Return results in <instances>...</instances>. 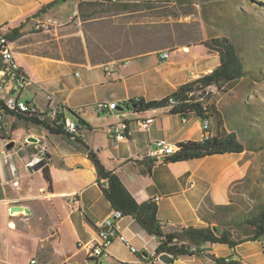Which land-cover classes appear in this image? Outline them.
Returning a JSON list of instances; mask_svg holds the SVG:
<instances>
[{"label":"crops","instance_id":"crops-1","mask_svg":"<svg viewBox=\"0 0 264 264\" xmlns=\"http://www.w3.org/2000/svg\"><path fill=\"white\" fill-rule=\"evenodd\" d=\"M53 1L21 0V5L14 7L0 0V32L6 33L9 28L26 22L25 35L12 43L15 60L32 80L28 91L21 95L22 100L36 103L40 112H44L46 96L54 95L66 108L64 117L78 124L79 119L82 123L77 139L71 140L66 134L49 133L15 115L6 113L2 116L0 264H102L104 256L106 264H163L155 256L159 245L157 240L141 230L131 217H122L118 229L134 248L136 244L140 245L142 252L148 255L147 261L140 260L135 256L138 252L130 253L118 241L113 242L107 255L89 258L85 245L96 239L99 223L113 209L102 193L104 181L98 182L88 154L90 151L95 153L104 168L121 180L137 203L158 198L155 202L157 219L165 231L213 226L209 219L213 209L228 206L232 189L247 180L249 161L244 158L247 151L163 163L150 156L158 140L172 144L202 141L215 134L212 125L206 133L199 119L172 115L170 108L136 113L122 107V103L135 98L160 100L180 85L210 73L218 65V57L209 53L202 43L151 50L128 60L129 64L132 59L137 60L136 73L135 70H124L113 77L119 68L124 67L121 65L123 61L74 64L38 55L24 40L37 22L54 20L46 12L32 18L34 13ZM12 8L16 9L15 13L9 16L7 13ZM170 52L178 55L173 61H168ZM165 53L167 57L162 59ZM112 63L114 65L107 73L103 66ZM84 66L87 73L83 78L78 76L76 81L66 82L63 68ZM97 67L103 68L102 74L91 72ZM0 84L1 101L5 92L14 93L15 85L1 74ZM105 101L118 103L117 110L95 114L93 105ZM144 117L154 119L149 132L138 129V121ZM120 122L127 124L131 135L114 142L109 131ZM224 125L229 133L231 129ZM29 137L45 140L47 144L45 166L51 178L50 189L41 169L25 167L37 151L36 143L27 142ZM11 142L13 147L6 149ZM2 153L8 154L6 163ZM150 161L155 162L150 166V173H145ZM13 206H23L30 213L10 214ZM250 243L258 242H246L234 249L226 245L205 244L199 248L201 255L179 257L171 264H216L208 256L235 260L231 251L237 255L240 248ZM122 250L127 256L121 254ZM237 260L241 264H264L254 253Z\"/></svg>","mask_w":264,"mask_h":264},{"label":"rangeland","instance_id":"rangeland-1","mask_svg":"<svg viewBox=\"0 0 264 264\" xmlns=\"http://www.w3.org/2000/svg\"><path fill=\"white\" fill-rule=\"evenodd\" d=\"M3 1L14 7L21 5V0ZM15 10L9 9L7 14L10 16ZM46 14L54 19L44 22L49 29L32 26L24 42L31 44L38 55L63 59L69 53L83 63H121L151 50L227 38L251 74L228 89H208V101L223 115L228 128L246 129L249 136L252 130L264 140V0H157L150 9L138 5L130 13L65 0L49 7ZM176 57L175 52H170L168 61ZM124 70L136 73L137 60L119 68L113 77ZM62 71L66 82H74L78 76L86 75L87 68L65 67ZM103 71L97 67L91 72ZM244 158L249 161L247 180L232 189L228 213L224 215L232 223L256 214L264 205V145L248 150ZM214 226L218 223L214 222ZM231 232L235 238L239 234L235 229ZM263 247L264 241L250 243L240 248L237 255L232 250L231 255L237 260L254 253L258 260L264 261ZM135 248L138 257L143 249L137 244ZM121 254L127 256L124 250ZM104 257L102 264H106Z\"/></svg>","mask_w":264,"mask_h":264},{"label":"trees","instance_id":"trees-1","mask_svg":"<svg viewBox=\"0 0 264 264\" xmlns=\"http://www.w3.org/2000/svg\"><path fill=\"white\" fill-rule=\"evenodd\" d=\"M156 1L157 0H139L134 2L127 0L121 3L111 4L108 1L101 0H77V4L101 7L105 8L107 11L115 10L117 12L130 13L137 9L138 5L141 8L150 9L155 5ZM64 2L65 0H55L43 7L38 13L33 15L32 18L40 16V14L46 12L49 7ZM28 20L29 19H27V21ZM25 25L26 22L20 24L18 27L9 28L8 31L4 33L6 39L11 43L20 40L25 35ZM202 45L209 53L215 54L218 57V65L210 73L180 85L174 92L160 100L145 101L143 98H135L130 99L126 103H122V107L136 113L170 108L169 113L172 115H178L184 119L187 117H194L200 121H208L209 129L206 133L209 132L210 125H212L215 131L212 137L207 136L202 141L179 143L178 150L173 155L161 158L163 163L202 159L214 155L241 154L248 150L251 151L256 145H264V140L260 137V133H253L251 129L248 131L251 130L252 136H249L250 133L247 134L248 132L246 129L241 128H230L231 131L227 133L223 115L208 101V89L215 88L219 91L225 90L233 86L236 82L250 76L251 73L246 69L236 47L227 38H212L203 42ZM65 57L66 58L63 59L60 56L50 58L65 60L74 64H83V61L77 58L73 59L69 53H65ZM97 64L103 63L96 62L95 65ZM170 99L174 102L172 106L169 104ZM6 113L24 119L26 122L41 127L49 133L66 134L60 122L48 121L46 118L41 119L36 116L29 117L12 112ZM72 114L75 115V113ZM78 121L79 124L82 123L81 120L78 119ZM124 124L127 127L125 122ZM127 129L129 130L128 127ZM88 157L95 167L98 182L101 180L104 181L101 190L112 209L121 211L122 217H131L141 230L157 240L159 245L156 248L155 256L166 253L172 256L173 259H177L184 256L201 255L199 248L205 244L226 245L230 249H234L236 246L246 242L264 241V205L259 207L256 214L234 223L228 221V217L224 216L228 213L229 205L217 206L213 209L212 214L209 215V219L211 224L217 222L218 226L207 228L188 227L173 232H167L157 219V205L155 201H148L141 204L137 203L121 180L115 174L104 168L95 153L90 151ZM154 162L155 161H150V165L145 173H150V166H152ZM41 170L48 185V189H50L51 178L48 169L46 166H43ZM232 229L237 230L239 233L236 238L231 232ZM192 247L196 250H191ZM208 257L216 264H241L238 260L230 258ZM139 259L147 261V259H144L141 255Z\"/></svg>","mask_w":264,"mask_h":264},{"label":"built area","instance_id":"built-area-1","mask_svg":"<svg viewBox=\"0 0 264 264\" xmlns=\"http://www.w3.org/2000/svg\"><path fill=\"white\" fill-rule=\"evenodd\" d=\"M108 1L111 4L121 3L127 0H101ZM139 1V0H131ZM35 29L48 30L49 25L43 22H37L34 25ZM167 54L162 55V59H166ZM129 61L124 60L122 66H128ZM112 64H106L103 66L104 70L109 73L111 71ZM0 74L12 80L15 85L14 93L5 92L3 99L0 101V132L2 131V116L6 112H12L24 116H36L41 119L46 117L51 118L53 121L60 122L63 125L64 131L71 140H76L80 125L71 121L69 118L64 117L66 108L62 101L56 98L54 95L48 94L45 98L46 109L44 112H40L38 106L34 102H27L22 100L21 95L28 91L32 84V80L21 69L19 64L14 58V52L12 43L9 42L4 33L0 32ZM78 76V74H77ZM0 84V88H1ZM201 100V99H200ZM170 106L174 104L173 100H169ZM118 103L116 102H99L93 105L92 109L95 114H106L117 110ZM71 113H73L71 111ZM75 113V112H74ZM117 116H121L118 114ZM153 117H144L138 121V129L142 132H149L153 123ZM201 126L204 132L207 131V121H201ZM111 140L118 142L124 139H128L131 135V131L127 129L124 123H119L109 131ZM37 151L26 163V168H35L38 165L45 166L47 160V144L45 140L37 141ZM178 150V144H172L166 140H158L154 144V150L150 153L153 158L161 159L165 156L173 155ZM3 161L6 163L8 160V154L2 153ZM158 198H155V202ZM122 219V213L119 210H111L109 215L104 218L98 226L97 237L94 241L85 245V249L88 251L89 258H97L108 254V250L114 241H118L122 246L135 254L138 251L130 244V241L121 234L118 229V222ZM264 248V247H263ZM191 250L195 251L194 247ZM200 250V249H199Z\"/></svg>","mask_w":264,"mask_h":264},{"label":"water","instance_id":"water-1","mask_svg":"<svg viewBox=\"0 0 264 264\" xmlns=\"http://www.w3.org/2000/svg\"><path fill=\"white\" fill-rule=\"evenodd\" d=\"M133 108V106H132ZM27 142H30V143H37V139L33 138V137H29L27 139ZM13 142L9 143L7 146H6V149H11L13 147ZM42 168V165H38L36 166L34 169L35 170H39ZM10 214H16V213H19V214H23V215H29V210L26 209L25 207L23 206H13L10 208ZM214 227V225L212 226ZM141 256L144 258V259H147L148 258V255L145 254L144 252H141ZM157 260L160 262V263H163V264H171L173 262V258L172 256H170L169 254H161L159 256H157Z\"/></svg>","mask_w":264,"mask_h":264},{"label":"bare ground","instance_id":"bare-ground-1","mask_svg":"<svg viewBox=\"0 0 264 264\" xmlns=\"http://www.w3.org/2000/svg\"><path fill=\"white\" fill-rule=\"evenodd\" d=\"M208 129H209V123H208V121H207V131H208Z\"/></svg>","mask_w":264,"mask_h":264}]
</instances>
